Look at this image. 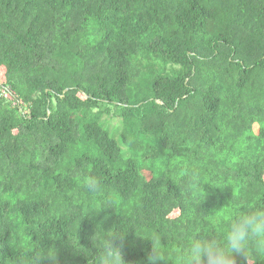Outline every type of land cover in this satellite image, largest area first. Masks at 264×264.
I'll use <instances>...</instances> for the list:
<instances>
[{
	"label": "trees",
	"instance_id": "trees-1",
	"mask_svg": "<svg viewBox=\"0 0 264 264\" xmlns=\"http://www.w3.org/2000/svg\"><path fill=\"white\" fill-rule=\"evenodd\" d=\"M234 207H264V0H0V264H87L97 223L180 264Z\"/></svg>",
	"mask_w": 264,
	"mask_h": 264
},
{
	"label": "clouds",
	"instance_id": "clouds-1",
	"mask_svg": "<svg viewBox=\"0 0 264 264\" xmlns=\"http://www.w3.org/2000/svg\"><path fill=\"white\" fill-rule=\"evenodd\" d=\"M190 177L198 176L196 170L188 173ZM83 187L96 192L100 187V180L95 176H87L83 180ZM209 195L205 192L199 203ZM128 229L119 226L118 230L109 229L107 231L101 227L100 223L95 225L94 235L91 237L93 253L90 249H74L78 253L84 254L87 264H125L122 258L125 236ZM138 237V236H137ZM152 242V252L147 257V264H159L164 261V257L159 250L154 248L155 237L147 239ZM243 256L246 260L255 258L264 260V207H255L252 210L242 211L232 208L229 212V221L226 230L218 238L214 234L204 233L194 235L187 245L186 251H182L180 264H236L235 257ZM55 264L56 251L54 248L44 246L34 248L31 253L21 255L17 259V264H42L43 261Z\"/></svg>",
	"mask_w": 264,
	"mask_h": 264
},
{
	"label": "rangeland",
	"instance_id": "rangeland-1",
	"mask_svg": "<svg viewBox=\"0 0 264 264\" xmlns=\"http://www.w3.org/2000/svg\"><path fill=\"white\" fill-rule=\"evenodd\" d=\"M120 123L119 121L113 120L106 125L107 129L114 134V137L117 138L120 134Z\"/></svg>",
	"mask_w": 264,
	"mask_h": 264
}]
</instances>
